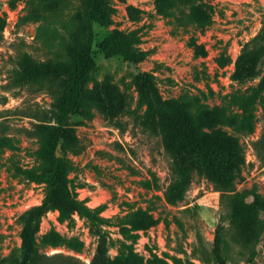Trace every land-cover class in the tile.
<instances>
[{
	"label": "rangeland",
	"instance_id": "obj_1",
	"mask_svg": "<svg viewBox=\"0 0 264 264\" xmlns=\"http://www.w3.org/2000/svg\"><path fill=\"white\" fill-rule=\"evenodd\" d=\"M95 23L94 62L82 109L71 115L67 154L74 196L99 210L95 225L66 208L45 214L37 231L47 255L91 264L105 248L128 264H264V0H109ZM85 0H0V264L23 246L25 219L46 185L19 166L50 167L39 151L41 123L65 78L33 72L34 62L71 61L86 42ZM133 31L173 113H204L190 131L223 129L242 151L228 183L194 169L185 198L167 193L180 180L166 145L168 123L142 100L139 66L100 47L112 31Z\"/></svg>",
	"mask_w": 264,
	"mask_h": 264
},
{
	"label": "trees",
	"instance_id": "obj_2",
	"mask_svg": "<svg viewBox=\"0 0 264 264\" xmlns=\"http://www.w3.org/2000/svg\"><path fill=\"white\" fill-rule=\"evenodd\" d=\"M111 14L112 7L109 0H85L83 18L86 25V42L78 48L74 58L69 62L39 61L31 66L33 72L63 76L65 88L48 113L50 119L41 123L46 133V142L39 151V156L50 161L51 166L40 171L18 167V170L30 180L45 183L46 197L42 205L29 211L24 223L23 246L19 255H15L10 264H85L72 256L58 263L57 260L63 258V255H47L41 251L36 234L41 218L51 210L59 209L65 215L66 208H71L98 226H101L105 220L98 209L74 196L68 183V174L77 165L67 151L72 131L68 121L71 115L79 112L83 107L87 74L94 62V25L108 24ZM137 44L135 32L116 30L103 38L100 47L107 56L120 55L131 64L139 66L136 81L142 100L149 105L152 112L168 123L166 145L171 150L175 170L180 175V180L169 187L167 193L169 201L175 204L185 198V191L192 179L194 169L206 172L218 186L220 182L227 184L234 167L237 166V160L241 158L242 147L238 138L220 128L202 131L200 134L192 133L190 119L198 116L200 120H205L207 125H212L218 122L216 119L220 116V112L214 113L213 118L201 112L170 111L168 104L160 95L153 72L145 66L148 52L140 49ZM98 255L91 264H128L127 258L123 255L113 259L106 257L103 246L99 248Z\"/></svg>",
	"mask_w": 264,
	"mask_h": 264
}]
</instances>
